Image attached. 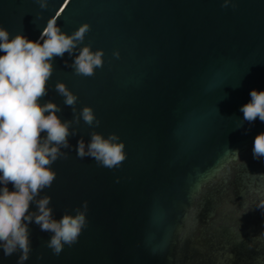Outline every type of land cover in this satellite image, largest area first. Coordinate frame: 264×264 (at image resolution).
<instances>
[{
    "label": "water",
    "instance_id": "water-1",
    "mask_svg": "<svg viewBox=\"0 0 264 264\" xmlns=\"http://www.w3.org/2000/svg\"><path fill=\"white\" fill-rule=\"evenodd\" d=\"M223 3L48 0L41 10L35 0H0L9 39L35 42L55 17L67 35L90 25L78 49L104 53L92 77L66 66L78 49L55 58L39 101L60 107L61 122L72 120L55 92L64 83L78 97L76 114L90 107L100 121L70 127L77 135L61 149L67 159L51 165L56 179L37 197H51L57 221L86 201L87 227L57 256L45 246L53 234L29 224L24 264H264V210L256 207L264 200V160L252 154L264 122L249 124L239 110L250 91H264V0ZM92 132L119 137L126 156L119 167L77 157V140L87 145ZM19 256L0 248V264Z\"/></svg>",
    "mask_w": 264,
    "mask_h": 264
},
{
    "label": "clouds",
    "instance_id": "clouds-1",
    "mask_svg": "<svg viewBox=\"0 0 264 264\" xmlns=\"http://www.w3.org/2000/svg\"><path fill=\"white\" fill-rule=\"evenodd\" d=\"M41 10L48 8V0H35ZM224 0L222 7H227ZM37 19L40 15L37 14ZM90 25L82 24L71 35L63 33L57 26V19H48L39 40L33 42L17 34L9 39V32L0 27V248L5 257L19 251L17 264H24L32 251L28 225L35 223L43 232L53 235L46 247L53 255H59L64 246L71 247L78 242L87 227V202L75 209V215L64 214L57 221L49 207L51 197L41 193L50 188L56 179L51 165L58 159H67L61 149H71L68 138L76 136L73 124L80 119L89 127H98L100 121L90 107H83L76 114L78 97L68 90L64 83L55 84V92L64 98L63 103L71 107L73 119L61 122L56 113L62 111L55 103L39 102L48 95L47 82L53 74L55 58L70 57L83 43ZM42 41V43H41ZM102 50L93 52L90 46L78 49L73 63L67 65L74 74L92 77L95 69L103 67ZM113 56L119 58V53ZM251 101L239 110L244 121L253 123L257 117L264 122V91H250ZM47 113V115H45ZM42 133L46 135L42 136ZM91 140L86 145L83 138L77 140L76 155L80 159L93 158L98 166L112 169L125 160L124 144L119 137L110 134L107 138L96 132L90 133ZM254 159L264 160V133L254 138L252 149ZM11 184L14 191H9ZM35 204L37 211H29ZM257 208L264 210V200ZM264 234V233H262ZM37 259H42L38 256Z\"/></svg>",
    "mask_w": 264,
    "mask_h": 264
}]
</instances>
